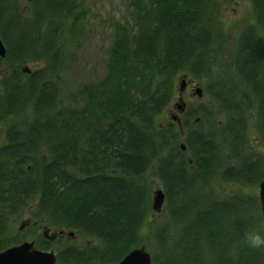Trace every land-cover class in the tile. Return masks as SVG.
<instances>
[{"label": "trees", "instance_id": "16d2710c", "mask_svg": "<svg viewBox=\"0 0 264 264\" xmlns=\"http://www.w3.org/2000/svg\"><path fill=\"white\" fill-rule=\"evenodd\" d=\"M84 1L27 0L24 12L0 0V251L26 241L11 231L26 218L57 264H115L140 246L152 264H264L247 240L264 234L258 198L244 191L264 179L247 148L250 129L264 145V0H250L253 23L235 39L220 19L235 0H128L133 21L116 26L104 75L64 96V39ZM184 77L203 95L177 116ZM148 172L167 211L149 249ZM216 181L239 189L221 195Z\"/></svg>", "mask_w": 264, "mask_h": 264}, {"label": "rangeland", "instance_id": "374dc122", "mask_svg": "<svg viewBox=\"0 0 264 264\" xmlns=\"http://www.w3.org/2000/svg\"><path fill=\"white\" fill-rule=\"evenodd\" d=\"M80 1L81 0H77V4H80ZM83 6L86 18L79 27L78 35L75 39H71L70 37L64 39L66 46V51L64 53L65 72L62 85L64 96L70 92L76 91L81 85L101 79L105 72L107 51L112 43L114 33L116 32V26L125 22L132 23L133 21V12L129 7L128 0H85ZM20 7L25 12V10L27 11L29 9L30 5L27 0H20ZM220 19L224 29L235 39L245 25L253 23L254 18L250 0H235L229 5L223 6L220 11ZM24 66L30 70H35L42 67L43 64L37 61L35 63L28 62ZM186 81L187 84L183 92L180 93L181 95L177 93L175 96L173 106L171 107L174 114L179 112L178 107H182L183 104L184 109L195 108L200 102V99L194 94L195 87L200 83V80L188 78ZM199 86L203 88L202 85ZM179 100H181V102H179ZM2 134L3 127L0 126V136ZM1 142L0 138V143ZM247 148L252 149L254 152L264 157V145L260 142L253 129L249 130ZM222 152L223 158L221 157L220 161L226 164L224 160L226 158L228 159L230 153H228L227 147H225ZM233 162L234 160L230 161V164H235V162ZM147 176L152 184V192L158 188L161 189L160 182L155 176H151L149 172ZM215 187L221 195L233 194L239 189L236 183L224 181H216L214 183V188ZM244 191L248 195H255L258 197V186L246 188ZM150 208L151 213L142 230L144 241L148 249L154 241L153 230L165 219L167 213L165 203L160 212H155L152 209V205H150ZM11 231L20 234L19 236L23 237L24 240L31 241L41 234L42 228L39 229L36 228V226H32L26 218H23L13 225ZM44 232L45 230H43V234ZM46 232L48 238L52 237L51 240H55L58 235H63V238H66L68 234L59 232L52 234L49 231ZM68 235L67 237L70 238V241L76 242V238L73 236L69 237Z\"/></svg>", "mask_w": 264, "mask_h": 264}, {"label": "water", "instance_id": "95a60500", "mask_svg": "<svg viewBox=\"0 0 264 264\" xmlns=\"http://www.w3.org/2000/svg\"><path fill=\"white\" fill-rule=\"evenodd\" d=\"M6 55V48L0 39V58H4ZM25 72H30L27 68L23 69ZM186 86L185 79L181 80L179 93H182ZM194 94L197 97L202 96V90L195 88ZM181 102V100H179ZM179 112H183L184 104L178 107ZM176 120V118H173ZM182 150L185 147L181 145ZM165 196L162 189L158 188L152 192V209L155 212H160L164 205ZM258 202L260 212L262 216V225L264 227V179L258 185ZM47 230L44 232V236L51 240L52 237L48 238L46 235ZM73 233H69L72 236ZM0 264H56V255L53 251H43L37 249L33 241H24L18 245L9 247L0 251ZM115 264H152L151 255L144 246L132 249L124 258Z\"/></svg>", "mask_w": 264, "mask_h": 264}, {"label": "clouds", "instance_id": "9594fccd", "mask_svg": "<svg viewBox=\"0 0 264 264\" xmlns=\"http://www.w3.org/2000/svg\"><path fill=\"white\" fill-rule=\"evenodd\" d=\"M247 240L249 243V246L254 249H262L264 248V234L260 233H250L247 236Z\"/></svg>", "mask_w": 264, "mask_h": 264}]
</instances>
